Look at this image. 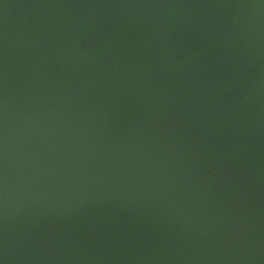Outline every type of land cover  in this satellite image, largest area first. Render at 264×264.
<instances>
[{
  "label": "water",
  "instance_id": "obj_1",
  "mask_svg": "<svg viewBox=\"0 0 264 264\" xmlns=\"http://www.w3.org/2000/svg\"><path fill=\"white\" fill-rule=\"evenodd\" d=\"M0 264H264V0H0Z\"/></svg>",
  "mask_w": 264,
  "mask_h": 264
}]
</instances>
